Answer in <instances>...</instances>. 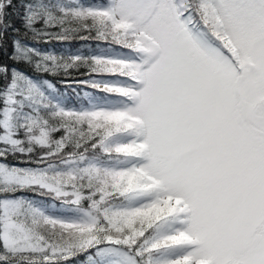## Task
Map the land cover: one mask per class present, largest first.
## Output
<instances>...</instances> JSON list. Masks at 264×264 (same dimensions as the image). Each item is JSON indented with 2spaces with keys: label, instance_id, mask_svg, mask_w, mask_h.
<instances>
[{
  "label": "snow or ice",
  "instance_id": "6c2138e0",
  "mask_svg": "<svg viewBox=\"0 0 264 264\" xmlns=\"http://www.w3.org/2000/svg\"><path fill=\"white\" fill-rule=\"evenodd\" d=\"M0 264H264V0H0Z\"/></svg>",
  "mask_w": 264,
  "mask_h": 264
},
{
  "label": "trees",
  "instance_id": "16d2710c",
  "mask_svg": "<svg viewBox=\"0 0 264 264\" xmlns=\"http://www.w3.org/2000/svg\"><path fill=\"white\" fill-rule=\"evenodd\" d=\"M22 2V0H14V4L18 7L19 4ZM82 2L84 3H91L93 2V0H82ZM14 12V9L11 10ZM15 22L17 23V26H19V19L14 15L12 17ZM26 44H32L33 42L30 39H25L23 41ZM107 47V45L101 44L95 40H89V41H72L71 43L69 42H64V43H57V42H52L50 44H39L38 47L43 50V51H47V50H53L57 53L62 52L64 49L70 48L73 52L77 51V50H82L85 53H87V51L91 48L93 50H95L97 47ZM9 51H11V48L9 49ZM18 67L20 68H24L23 65H19ZM24 70L26 71L27 74H29L30 76H34L35 74H33L29 69L24 68ZM69 95H73V93L69 92Z\"/></svg>",
  "mask_w": 264,
  "mask_h": 264
}]
</instances>
